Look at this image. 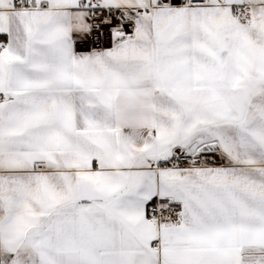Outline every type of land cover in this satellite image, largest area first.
Returning <instances> with one entry per match:
<instances>
[{"label": "snow or ice", "instance_id": "snow-or-ice-1", "mask_svg": "<svg viewBox=\"0 0 264 264\" xmlns=\"http://www.w3.org/2000/svg\"><path fill=\"white\" fill-rule=\"evenodd\" d=\"M0 264H264V0H0Z\"/></svg>", "mask_w": 264, "mask_h": 264}]
</instances>
